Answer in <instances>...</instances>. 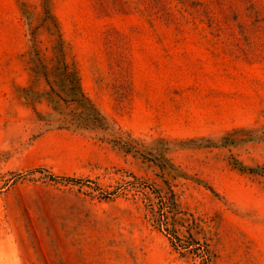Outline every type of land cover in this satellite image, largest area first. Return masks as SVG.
Listing matches in <instances>:
<instances>
[{
  "label": "rangeland",
  "instance_id": "1",
  "mask_svg": "<svg viewBox=\"0 0 264 264\" xmlns=\"http://www.w3.org/2000/svg\"><path fill=\"white\" fill-rule=\"evenodd\" d=\"M0 264H264V0H0Z\"/></svg>",
  "mask_w": 264,
  "mask_h": 264
},
{
  "label": "trees",
  "instance_id": "2",
  "mask_svg": "<svg viewBox=\"0 0 264 264\" xmlns=\"http://www.w3.org/2000/svg\"><path fill=\"white\" fill-rule=\"evenodd\" d=\"M36 60L33 64L34 68L45 72V68L41 66L38 59ZM48 76L49 89L45 94L53 110H58L63 104L74 106L67 113L69 117L64 118L68 126L105 128L103 117L81 91L76 70L64 63L61 53H57L54 57V64L49 70ZM47 116L50 117L52 114H47ZM166 166H162V168H167ZM161 225L165 226L168 234L175 236V232H172L171 227H168L165 223ZM188 246L185 245L184 248L187 249Z\"/></svg>",
  "mask_w": 264,
  "mask_h": 264
}]
</instances>
